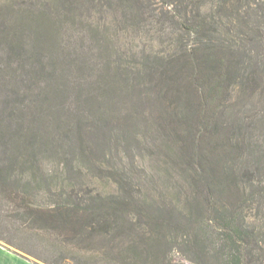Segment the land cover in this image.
I'll return each mask as SVG.
<instances>
[{"label":"trees","instance_id":"1","mask_svg":"<svg viewBox=\"0 0 264 264\" xmlns=\"http://www.w3.org/2000/svg\"><path fill=\"white\" fill-rule=\"evenodd\" d=\"M165 2L174 9L171 16L178 24L180 43L163 56L151 51L149 65L117 67L113 38L100 25H91L100 43L99 57L104 56L102 67L95 66L102 71L97 83L104 85L92 83L91 98L118 93L122 82L133 90L147 91L152 109L160 104L166 115L169 112L166 121L177 138L167 144L187 172L194 204L183 225L192 228L189 224L194 223V232L175 237L169 227L178 231L183 225L170 218L148 214L135 219L133 208L138 202L126 190L133 183L123 169L118 179L123 186L115 192L72 188L68 199L48 208L34 206L30 195L10 191L9 198L18 201L19 211L37 229L88 244L81 247L88 258H92L89 242L101 235L102 240L118 241L111 248L112 264H133L146 252L151 262L181 264L158 255L161 245L174 244L189 248L198 263L264 264V0ZM62 16L19 2V25H14L12 33L19 58L30 53L26 59L36 62L41 49L61 31L66 21ZM38 65L39 72L46 67L43 62ZM86 67L92 68L89 63ZM137 78L140 81L132 80ZM0 134L5 137L6 131L0 129ZM27 162L20 161L25 166ZM5 168L0 164L1 180ZM42 176L51 179L45 173ZM32 178L29 183L36 182V175ZM64 257L68 255L62 261Z\"/></svg>","mask_w":264,"mask_h":264},{"label":"rangeland","instance_id":"2","mask_svg":"<svg viewBox=\"0 0 264 264\" xmlns=\"http://www.w3.org/2000/svg\"><path fill=\"white\" fill-rule=\"evenodd\" d=\"M19 2L46 7L66 20L36 62L26 59L30 53L19 58L14 47ZM171 7L165 0H0V129L6 131L5 137L0 134V164L6 167L4 180L0 179V243L37 264H112L111 248L118 241L97 236L89 242L92 258H88L81 249L88 244L37 229L9 192L30 195L34 206L48 208L68 199L72 188L106 194L118 191L123 186L119 182L122 169L133 183L126 190L138 202L133 208L135 219L149 214L170 218L176 225L188 223L185 214L194 204L187 172L168 146L177 138L166 121L169 112L166 115L160 104L152 109L147 91L133 90L122 82L118 93L96 91L97 98H91L94 89L90 87L95 82L97 87L104 85L97 83L102 71L95 66L102 67L104 56L99 57L100 43L91 25H100L113 38L117 67L149 65L151 51L163 56L180 43ZM41 62L46 67L39 72ZM88 63L92 68L86 67ZM261 72L264 77V65ZM25 159L27 166L20 163ZM43 173L51 179H44ZM33 175L36 182L29 183ZM189 225L192 228L183 225L178 231L170 226L171 235L192 234L195 225ZM174 245H161L158 255H166L173 263L210 264L198 263L189 248ZM63 255L68 257L62 261ZM150 259L146 252L133 264H162Z\"/></svg>","mask_w":264,"mask_h":264},{"label":"crops","instance_id":"3","mask_svg":"<svg viewBox=\"0 0 264 264\" xmlns=\"http://www.w3.org/2000/svg\"><path fill=\"white\" fill-rule=\"evenodd\" d=\"M0 264H37L0 243Z\"/></svg>","mask_w":264,"mask_h":264}]
</instances>
